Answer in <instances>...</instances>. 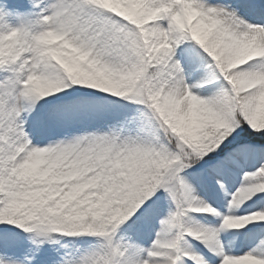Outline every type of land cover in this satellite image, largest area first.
I'll use <instances>...</instances> for the list:
<instances>
[{"label":"snow or ice","instance_id":"6c2138e0","mask_svg":"<svg viewBox=\"0 0 264 264\" xmlns=\"http://www.w3.org/2000/svg\"><path fill=\"white\" fill-rule=\"evenodd\" d=\"M0 22V264H264V0Z\"/></svg>","mask_w":264,"mask_h":264},{"label":"rangeland","instance_id":"374dc122","mask_svg":"<svg viewBox=\"0 0 264 264\" xmlns=\"http://www.w3.org/2000/svg\"><path fill=\"white\" fill-rule=\"evenodd\" d=\"M11 23H15V21H11ZM3 28H4V23L0 22V30H3Z\"/></svg>","mask_w":264,"mask_h":264}]
</instances>
